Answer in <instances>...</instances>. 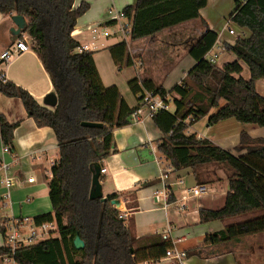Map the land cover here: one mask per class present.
Segmentation results:
<instances>
[{"label":"trees","instance_id":"trees-1","mask_svg":"<svg viewBox=\"0 0 264 264\" xmlns=\"http://www.w3.org/2000/svg\"><path fill=\"white\" fill-rule=\"evenodd\" d=\"M206 1L136 0L123 8L122 16L130 20L129 37L134 40L199 18ZM73 2L0 0V13L24 18L22 33L31 39V48L50 78L57 102L51 109L42 106L27 90L8 80L0 79V92L19 98L37 127L52 128L58 145V159L51 166L48 182L52 211L31 218L35 225L54 221L57 236L21 244L12 254L3 245L0 256H11L17 264H137L156 260L170 245L154 240L147 248H133L136 238L132 223L118 217L119 210L113 203L116 194L106 195L104 201L88 197L93 168L100 167L102 158L111 151L113 130L127 125L138 106L130 108L116 85L103 84L93 51L81 49L72 37L77 19L89 8L85 1L74 8ZM228 20L249 31L248 36L225 45L235 54L233 61L220 67L208 61L206 54L217 33L207 27L189 46L188 54L195 62L179 84L166 90L148 78L127 81L137 99L144 91L170 97L174 109H158L150 117L161 134L158 151L173 169L191 168L196 172L212 165L224 170L228 181L224 205L199 209L200 222L225 220L254 210L264 212V138L241 132L235 151L244 152L233 154L187 132L189 125L205 116L208 125L234 118L264 127V97L255 89V80L264 76V0H234ZM107 50L119 70L123 64H132L125 40ZM241 62L249 70L247 79L240 75ZM83 121L102 126H82ZM16 126L0 115V139L10 150ZM263 231L264 213L229 224L206 240L216 243ZM0 232L4 233L1 225ZM75 236L83 240L82 249L74 247Z\"/></svg>","mask_w":264,"mask_h":264},{"label":"crops","instance_id":"crops-1","mask_svg":"<svg viewBox=\"0 0 264 264\" xmlns=\"http://www.w3.org/2000/svg\"><path fill=\"white\" fill-rule=\"evenodd\" d=\"M82 1L87 2L89 8L77 19L71 35L80 45L92 44L87 50L93 51L94 62L102 82L106 86L116 85L119 92H122L117 83L126 84L129 75L123 74V67L119 70L122 74L116 71L117 66L107 47L122 40L121 37L118 41L115 40L119 33H116L117 27L112 17L122 15L123 8L132 5L136 0H74L73 7L79 6ZM218 1L207 0L205 7L199 11V18L165 28L151 36L132 40L128 34L125 41L132 61L128 67L134 70L132 77L151 79L166 90L179 84L195 62L188 54L189 46L207 27L217 33V39L208 51V54H217L214 64L220 67L225 62L233 61L236 56L226 50L225 45H232L238 37L248 36L249 31L234 23L231 27L228 20L220 26L213 23L209 18L208 5L215 6ZM11 15L0 13V54L19 37L13 33L16 27ZM100 22L109 23V32L112 33L110 36L93 37L85 30L88 25ZM121 22L130 23V20L121 17ZM228 28L234 33H229ZM79 31L82 32L78 33ZM29 45V51L10 63L5 65L0 61V73H4V80L24 88L38 104L51 109L53 107L45 104L44 98L49 93H55L52 83L38 55L32 50L30 43ZM241 66L240 75L246 79L242 62ZM261 78L264 76L257 80ZM122 94L130 108L138 106L137 117L141 121L131 119L127 125L113 130L111 151L102 158L100 166V169L105 168L106 171L100 173L99 178L103 196L117 195L119 212L124 213L125 223H132L136 238L133 248H147L154 240L166 241L162 239V233L169 229V240L166 242L170 247L185 252V256L180 259L164 255L159 259L142 260L137 264H264V231L216 243L206 240L209 234L219 232L234 222L258 216L262 210H254L225 220L200 222L199 209H218L224 205L228 181L221 173H217V178L213 176V179H208L205 171L207 167L198 168L196 172L191 168L173 169L170 162L158 151L157 144L161 134L149 116L148 108L142 105L133 93L132 96L125 92ZM173 109L168 108L170 111ZM213 111L212 109L211 112ZM0 115L9 123H17L13 132V150L10 153L3 152L0 139V161L10 165L6 173L12 176L15 182L8 198L5 197L6 188L0 182V204L8 211L0 216V220L31 219L36 215L51 212L48 182L51 179V166L58 159L54 131L48 126L37 127L34 120L27 115L19 98L7 97L1 92ZM201 119L200 129L197 128V123ZM201 119L189 125L188 131L213 143L216 140L222 141V144L219 142L217 145L226 149L225 144L229 143L226 139L229 136L217 138L212 133L214 126L224 120L208 125L207 116ZM242 132L252 138H264V127L248 126L247 130ZM236 142L238 145L239 139ZM243 152L244 150L235 153ZM2 177L0 172V181ZM29 177H34L33 182L27 181ZM198 183H205L208 190L200 196L188 194L187 189ZM3 245L4 238L0 232V247ZM9 260L6 255L0 256V264H8Z\"/></svg>","mask_w":264,"mask_h":264},{"label":"built area","instance_id":"built-area-1","mask_svg":"<svg viewBox=\"0 0 264 264\" xmlns=\"http://www.w3.org/2000/svg\"><path fill=\"white\" fill-rule=\"evenodd\" d=\"M121 17L124 18L122 15H114L112 17V20L116 23L117 32L122 36V40H125L127 35L130 32V23L128 22H121ZM231 21L228 20V24ZM109 23L107 22H100V23H94L90 24L86 27L85 30H88L93 37L101 35L102 37H108L112 33L109 32ZM229 33L233 34L234 31L231 28H228ZM82 31H79L78 33H81ZM28 36L21 34L15 42L7 49L2 51L0 54V61L3 64H8L14 59H16L19 55L27 52L30 50V45L27 40ZM92 44L88 45H80L81 49L87 50L88 47H91ZM217 57V54H206V58L210 62H215V59ZM0 79L4 81V73H0ZM140 98L137 99L142 105H145L148 108L149 116L152 112L158 110V109H166L168 110L170 102V97H161L159 95H155L152 92L144 91L139 96ZM140 120L137 117V110L133 112L131 115L130 120ZM141 121V120H140ZM3 152L10 153L12 150H10V147L8 145H3L2 147ZM10 165L6 163L5 161H0V172L3 174V177L1 179L2 185L6 188V195L5 197H9V191L10 189L15 185L14 178L12 176H9L6 171L9 169ZM105 168L100 169V173H105ZM161 176V178H163ZM34 177H29L27 179L28 182H33ZM208 190V187L205 183H198L195 184L187 189L188 194L192 196H200L203 193H205ZM116 207V206H115ZM117 208V207H116ZM119 209V207L117 208ZM119 218H124V213L119 212L118 215ZM6 220H2L0 223L1 227L4 229L3 238H4V246L9 249L10 254L13 253L14 249L21 244H29L33 243V239L37 236L45 235L46 233H52L53 231H56V223L53 222H44L39 225H35L31 219L27 218H5ZM55 225V230L53 229V226ZM23 228H27V234H23L21 230ZM169 233L170 230L166 229L164 233H162V239L169 240ZM165 255L173 258L180 259L185 256V252L179 249H176L174 247H169L165 251ZM10 260L8 261V264H17L14 259L11 256L6 255Z\"/></svg>","mask_w":264,"mask_h":264},{"label":"rangeland","instance_id":"rangeland-1","mask_svg":"<svg viewBox=\"0 0 264 264\" xmlns=\"http://www.w3.org/2000/svg\"><path fill=\"white\" fill-rule=\"evenodd\" d=\"M233 8H234V0H219L218 3L215 6H212V4H209L208 5V9L210 11V17L209 18H210V20H212L213 23H215L218 26H220V25L224 24L228 20L229 14H230V12L232 11ZM232 24L233 23L231 22V27L233 26ZM120 37L122 38V36L119 34V36L117 35V39H115V38L114 39L116 41H118L120 39ZM114 39H110V40L114 41ZM27 40H28V42L30 44L32 43V41H31V39L29 37L27 38ZM121 67H123V69H124L123 74H125V73L128 74L129 75V77H128L129 79L133 78L132 76H134L133 75L134 74V70L132 68L128 67L125 64L121 65ZM116 71H118V73H119V69L117 67H116ZM244 73H245V76H247V78H249L248 68H247V66L245 64H244ZM119 74H122V72L119 73ZM119 74H117V76L120 78ZM117 84H119L118 86L120 87V89H121V91L123 93L125 92V94H128V95L132 96V92H130V89L129 88L126 89V87H128L127 81H126V84H123V85L120 84V83H117ZM255 84H256L257 92L261 96L264 97V78H261V79H259L257 81L255 80ZM122 92H120L121 96L123 95ZM220 103H223V101L221 100ZM169 108L170 109L174 108L172 101L169 102ZM201 124H202V119H201L200 122L197 123V128L201 129V127H202ZM248 126H254L256 128H261L259 126L253 125V124L238 122L234 118H228V119H225L224 122L221 121V122H219V124H216L214 126L213 130H212V133H214L217 138H222L224 135L225 136H229V138L226 139L227 142H229V143L225 144V146H226L225 148L227 150H229L230 152H232L233 154H237V153H235L236 152L235 151V147L237 146V142L236 141L239 139V136H240V133L242 132V130H244V131L247 130ZM187 132H189L188 128H187ZM219 142L222 144V141H217V140H216L215 143L219 144ZM204 167H207L205 171L207 173L206 177L208 179H210V178L213 179V176L215 178H217V173H221L224 176V178L227 180L226 174H225L223 169L214 168L215 166H212V165H205ZM211 167H213V169ZM219 169H221L223 172L220 171ZM214 170H216L217 172L215 173ZM7 212H8L7 209H3L1 207V204H0V216H2L4 213H7ZM259 212H261V214L264 213L262 211H259ZM53 229L55 230V225L53 226ZM21 232L23 234H27V232H28L27 228H23L21 230ZM49 236L55 237V236H57V232L53 231L52 233H46L45 235L37 236V237H35L33 239V242L40 241V240L45 239V238H47Z\"/></svg>","mask_w":264,"mask_h":264},{"label":"water","instance_id":"water-1","mask_svg":"<svg viewBox=\"0 0 264 264\" xmlns=\"http://www.w3.org/2000/svg\"><path fill=\"white\" fill-rule=\"evenodd\" d=\"M11 20L15 25V29L13 30L14 35H19L22 34V31L25 27V20L21 15L18 14H13L11 15ZM57 98L55 93H49L45 96L44 98V103L54 107L56 105ZM82 126L86 127H101L102 124L99 122H91V121H83L81 122ZM99 176H100V167L95 166L92 171V177H91V183H90V188L88 192V197L90 200H94L97 198H100L101 201L105 200V196H103L102 193V186L99 181ZM114 205L118 208L119 207V202L118 200L113 202ZM73 244L76 249H82L84 247V242L82 239H80L79 236H75L73 239Z\"/></svg>","mask_w":264,"mask_h":264}]
</instances>
